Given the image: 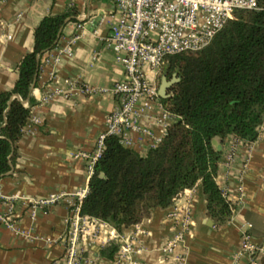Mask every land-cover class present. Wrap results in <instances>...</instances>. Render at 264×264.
Listing matches in <instances>:
<instances>
[{
	"label": "crops",
	"instance_id": "obj_1",
	"mask_svg": "<svg viewBox=\"0 0 264 264\" xmlns=\"http://www.w3.org/2000/svg\"><path fill=\"white\" fill-rule=\"evenodd\" d=\"M71 8L75 14L64 25L56 46L42 54L37 84L32 88L37 101L31 106V115L40 121L24 126L16 142L15 161L0 177V214L13 205L15 221L11 226L0 220V264H62L66 250L63 236L69 228L66 201L33 208L28 200L78 190L87 194L91 174L88 156L83 153L94 150L107 115L117 103L113 85L126 76L124 65L106 40L119 17L113 1L0 0V91L15 85L18 64L33 48L34 30L41 18ZM70 43L72 52L60 54L55 61L58 49ZM147 73L159 88L161 81L155 70L148 67ZM68 80L75 85L68 94L44 99L52 87L68 86ZM85 84L99 90L84 91ZM161 98L142 97L138 101L151 104L137 123L152 134L135 128L130 131L133 142L129 146L142 154L166 132L159 118ZM218 141L221 154L215 179L235 206L228 220L215 223L199 181L183 190L171 205L154 207L149 216L122 229L89 217L88 234L81 240L85 248L81 264H127L116 260L125 240L132 241V260L138 264H174L161 249L176 231L167 213L174 204L186 202L191 204L194 222L178 248L186 256V264H247L246 255L239 253L242 229L248 224L254 243H260L264 235V128L250 142L233 134ZM228 152L232 154L229 161ZM13 196L16 198L10 199ZM109 240L118 244L113 256L105 250ZM256 264H264V254L257 256Z\"/></svg>",
	"mask_w": 264,
	"mask_h": 264
},
{
	"label": "trees",
	"instance_id": "obj_2",
	"mask_svg": "<svg viewBox=\"0 0 264 264\" xmlns=\"http://www.w3.org/2000/svg\"><path fill=\"white\" fill-rule=\"evenodd\" d=\"M73 14L71 8L41 18L33 48L18 64L15 85L0 91V177L15 161L16 142L37 101L32 88L41 56L56 46ZM174 72L180 79L170 87L172 94L161 99L175 118L161 141L142 154L117 135L107 136L82 203L84 215L122 229L149 216L154 207L171 205L200 181L215 223L230 218L235 206L216 182L221 151L212 139L233 134L250 142L264 122V0H256L254 8L234 10L203 48L166 56L158 80L165 73L171 79ZM117 249L115 241L107 242V254L113 256Z\"/></svg>",
	"mask_w": 264,
	"mask_h": 264
},
{
	"label": "built area",
	"instance_id": "obj_3",
	"mask_svg": "<svg viewBox=\"0 0 264 264\" xmlns=\"http://www.w3.org/2000/svg\"><path fill=\"white\" fill-rule=\"evenodd\" d=\"M118 8V20L112 25L111 33L107 37V44L116 52V59L125 68V78L117 80L113 85L116 105L107 115L105 129L96 141V146L88 156V170L92 175L96 161L103 154L107 136L117 135L120 142L131 145L132 129H141L137 123L140 116L147 114L151 107L149 102L138 104L142 97L158 98L159 88L156 81L150 79L147 68L158 73L166 56L184 50H198L206 46L214 34L233 16L238 8H254L256 0H111ZM82 24L80 23L79 26ZM77 35L71 39L73 42ZM71 44L58 49L54 60L62 53H71ZM74 82L68 80V86H54L45 94L44 99L57 93L68 94L74 88ZM84 91L96 92L94 86L84 85ZM160 120L165 129L174 120L175 115L168 110L162 99ZM39 118L30 115L27 127L39 122ZM264 128V122L259 129ZM143 133L152 134L148 128H142ZM163 137V136H162ZM162 137L156 138L157 145ZM237 138V137H236ZM240 139V138H237ZM231 152L226 154V160L231 159ZM223 193L225 194L224 190ZM86 193L78 190L69 194L66 192L53 193L46 197L28 200L33 208H44L59 200H65L68 205L67 221L69 228L63 236L66 250L62 264H81L84 260V246L81 240L88 234L87 222L90 216L81 212ZM181 195V192L175 199ZM226 196V195H225ZM3 195L0 192V198ZM16 196L10 197L15 199ZM174 199V200H175ZM13 205L9 211L0 214V220L8 225H14ZM167 216L173 220L176 231L161 247L164 254L173 259L174 264H186V256L179 251V246L185 241L186 235L193 225L191 204H174ZM103 221V220H102ZM105 222V221H103ZM108 223V222H107ZM248 227V224L246 228ZM246 228L241 231V245L239 253L245 254L247 264H256L257 256L264 254V235L260 243H254ZM48 240L50 238H47ZM134 246L131 240H125L116 254L118 262L138 264L132 260Z\"/></svg>",
	"mask_w": 264,
	"mask_h": 264
},
{
	"label": "water",
	"instance_id": "obj_4",
	"mask_svg": "<svg viewBox=\"0 0 264 264\" xmlns=\"http://www.w3.org/2000/svg\"><path fill=\"white\" fill-rule=\"evenodd\" d=\"M180 79L179 76H177V72H174L173 73V77L171 79H169L166 75V73L163 75L162 77V80H161V83L159 85V95L161 97H169L171 94H172V91L170 92L169 89L170 87L175 83L177 82L178 80ZM212 142L213 144L215 145L216 149L217 150H220L221 148V145L218 141L217 138H213L212 139ZM101 175L102 176H105V173L104 172H101Z\"/></svg>",
	"mask_w": 264,
	"mask_h": 264
}]
</instances>
